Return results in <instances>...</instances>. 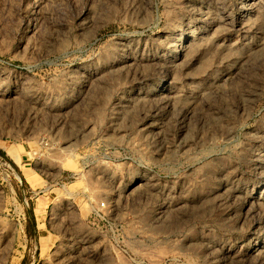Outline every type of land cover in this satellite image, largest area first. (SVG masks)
<instances>
[{
  "label": "rangeland",
  "instance_id": "rangeland-1",
  "mask_svg": "<svg viewBox=\"0 0 264 264\" xmlns=\"http://www.w3.org/2000/svg\"><path fill=\"white\" fill-rule=\"evenodd\" d=\"M0 264H264V0H0Z\"/></svg>",
  "mask_w": 264,
  "mask_h": 264
},
{
  "label": "built area",
  "instance_id": "built-area-1",
  "mask_svg": "<svg viewBox=\"0 0 264 264\" xmlns=\"http://www.w3.org/2000/svg\"><path fill=\"white\" fill-rule=\"evenodd\" d=\"M43 144V146H47L48 145V142L46 141V142H42ZM26 202L28 203V201L26 200ZM105 206H106V204H105V202H98L97 204H96V209H98V210H102V209H104L105 208Z\"/></svg>",
  "mask_w": 264,
  "mask_h": 264
},
{
  "label": "trees",
  "instance_id": "trees-1",
  "mask_svg": "<svg viewBox=\"0 0 264 264\" xmlns=\"http://www.w3.org/2000/svg\"><path fill=\"white\" fill-rule=\"evenodd\" d=\"M33 217H34L33 214H30V219H31V218L33 219Z\"/></svg>",
  "mask_w": 264,
  "mask_h": 264
},
{
  "label": "crops",
  "instance_id": "crops-1",
  "mask_svg": "<svg viewBox=\"0 0 264 264\" xmlns=\"http://www.w3.org/2000/svg\"><path fill=\"white\" fill-rule=\"evenodd\" d=\"M29 217H30V215H29Z\"/></svg>",
  "mask_w": 264,
  "mask_h": 264
}]
</instances>
